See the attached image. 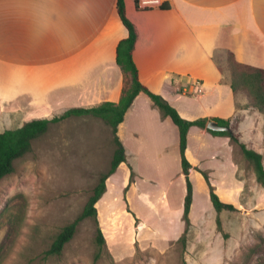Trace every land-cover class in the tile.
Returning <instances> with one entry per match:
<instances>
[{
	"label": "crops",
	"instance_id": "crops-1",
	"mask_svg": "<svg viewBox=\"0 0 264 264\" xmlns=\"http://www.w3.org/2000/svg\"><path fill=\"white\" fill-rule=\"evenodd\" d=\"M117 3L0 0V116L19 113L29 121L118 102L123 71L117 46L128 29ZM125 6L138 29L133 58L142 83L188 120L234 118L235 95L220 58L230 51L239 62L264 69V0H166L145 10L125 0ZM198 80L203 92L194 94ZM119 133L127 160L107 178L96 203L106 246L120 251L179 241L186 230L187 178L178 125L142 94ZM185 155L192 164V227L217 212L211 185L240 211L264 210V187L248 188L254 169L236 160L230 136L193 125Z\"/></svg>",
	"mask_w": 264,
	"mask_h": 264
},
{
	"label": "rangeland",
	"instance_id": "rangeland-1",
	"mask_svg": "<svg viewBox=\"0 0 264 264\" xmlns=\"http://www.w3.org/2000/svg\"><path fill=\"white\" fill-rule=\"evenodd\" d=\"M226 58L220 60L229 76ZM25 122L19 113L2 114L0 131ZM233 123L241 141L264 154V112L246 95ZM233 144L236 160L253 167ZM116 148L112 127L101 117L71 114L51 122L0 181V264H264V210L215 212L201 227H190L186 243L120 251L98 245L97 224L87 217L60 255H46L62 227L84 210ZM253 177L248 188L256 192L262 185L255 171Z\"/></svg>",
	"mask_w": 264,
	"mask_h": 264
},
{
	"label": "trees",
	"instance_id": "trees-1",
	"mask_svg": "<svg viewBox=\"0 0 264 264\" xmlns=\"http://www.w3.org/2000/svg\"><path fill=\"white\" fill-rule=\"evenodd\" d=\"M117 9L123 24L128 29V36L120 40L117 46V62L123 71V88L121 98L118 102H103L89 107H73L63 111L61 114H54L51 117L33 118L17 128H10L0 131V181L14 170V162L17 158L29 152L32 148V142L35 138L45 133L51 122H58L61 119L71 115H94L106 120L112 127L114 140L117 148L111 162L110 170L104 173L94 188V192L89 198L82 213L72 222L60 230L52 242L46 255H60L64 246L69 242L77 231L78 224L87 217H92L97 224L96 241L100 247L106 246L105 236L99 225L97 218L96 203L106 190L107 178L115 172L118 165L127 160V151L123 140L119 134V128L124 123L129 109L133 106L136 98L145 94L152 104L159 108L165 116H170L180 129L181 137V154L183 172L187 178V194L185 197V209L183 218L186 221V230L179 241L186 243V235L192 227L190 221V210L193 202V183L189 173L192 164L188 161L185 152L187 148L188 132L191 126L198 125L206 128L213 134L228 135L233 143L241 146L244 156L252 163L258 182L264 187V154L248 147L241 141L240 133L235 130L233 118H198L188 120L181 116L175 108L161 94L155 93L142 83L139 76L137 65L133 58V52L138 39V29L136 25L128 18L126 13L125 0H118ZM226 64L229 71V80L236 100L237 110L240 104L241 95H246L250 101L264 112V69L249 64L239 62L232 52H227ZM220 70L225 72V67L220 66ZM210 120L218 121L222 125L231 127V131H217L208 128ZM132 169L131 181L135 176L134 165L130 163ZM209 181L207 172H203ZM211 199L214 209L220 213L225 210H238L233 204L223 202L214 187L210 186ZM220 226V219L217 220ZM221 228V227H219ZM98 258V255L96 259Z\"/></svg>",
	"mask_w": 264,
	"mask_h": 264
},
{
	"label": "built area",
	"instance_id": "built-area-1",
	"mask_svg": "<svg viewBox=\"0 0 264 264\" xmlns=\"http://www.w3.org/2000/svg\"><path fill=\"white\" fill-rule=\"evenodd\" d=\"M166 0H135L136 6L139 9H154V8H161L164 6ZM186 91L189 90V88L187 87L186 89H184ZM194 94H201L203 92V88H202V82L201 81H195L194 83V89L191 91Z\"/></svg>",
	"mask_w": 264,
	"mask_h": 264
},
{
	"label": "water",
	"instance_id": "water-1",
	"mask_svg": "<svg viewBox=\"0 0 264 264\" xmlns=\"http://www.w3.org/2000/svg\"><path fill=\"white\" fill-rule=\"evenodd\" d=\"M208 128L212 129V130H217V131H231V127L228 125H222L220 124L218 121L215 120H210L208 122Z\"/></svg>",
	"mask_w": 264,
	"mask_h": 264
}]
</instances>
